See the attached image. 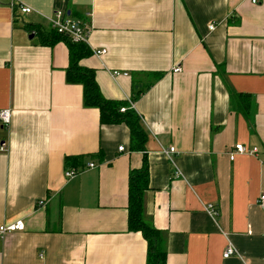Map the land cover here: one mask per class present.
Returning a JSON list of instances; mask_svg holds the SVG:
<instances>
[{
    "label": "crops",
    "instance_id": "0c3cea01",
    "mask_svg": "<svg viewBox=\"0 0 264 264\" xmlns=\"http://www.w3.org/2000/svg\"><path fill=\"white\" fill-rule=\"evenodd\" d=\"M18 1L34 12L0 1V110H11L0 124V224L24 229L0 238V264H147V242L127 224L128 176L144 155L143 215L165 264H264V0ZM55 10L90 27L79 64L139 115L143 151L66 82L67 44L34 29ZM237 143L256 154L231 160ZM66 167L85 169L67 179ZM227 244L236 253L223 257Z\"/></svg>",
    "mask_w": 264,
    "mask_h": 264
},
{
    "label": "trees",
    "instance_id": "16d2710c",
    "mask_svg": "<svg viewBox=\"0 0 264 264\" xmlns=\"http://www.w3.org/2000/svg\"><path fill=\"white\" fill-rule=\"evenodd\" d=\"M34 29L43 43L50 45L63 40L67 44L69 64L66 68V82L82 85L83 105L99 109L100 124L124 123L130 132L131 148L143 151L147 134L139 115L132 107L125 105L123 102L105 98L97 84L95 70L79 64L80 59L91 54L87 43L73 42L67 36L61 35L49 27L46 29L36 26ZM141 93L142 90H137L132 100L136 99ZM122 106H126L124 111H120ZM68 159L67 157L66 161ZM148 180V164L144 155L142 167L130 170L128 176V230L139 231L145 238L147 242V264H165L162 234L147 222L143 215V194L148 188Z\"/></svg>",
    "mask_w": 264,
    "mask_h": 264
},
{
    "label": "built area",
    "instance_id": "2783aa9c",
    "mask_svg": "<svg viewBox=\"0 0 264 264\" xmlns=\"http://www.w3.org/2000/svg\"><path fill=\"white\" fill-rule=\"evenodd\" d=\"M1 1V0H0ZM252 4H257L260 0H249ZM9 6L13 9H18L21 13H31L34 12L33 8L23 3H20L18 0H9ZM48 27L55 30L57 33L67 36L73 42H83L87 43L89 34H90V27L87 24H84L78 20H74L72 18L67 17L62 10H55L53 13L46 17ZM214 25L210 24L209 29H213ZM106 50L100 49L95 50L94 54L101 55L105 53ZM182 70L180 64H176L172 68V72L177 73ZM118 72L114 71L113 75H117ZM129 104L132 105V102L129 101ZM126 107H120V111H124ZM11 123V110L9 108L0 110V124L2 127H9ZM122 146L119 149L122 150ZM0 150H7L6 143L2 142L0 144ZM166 153H173L175 151L174 146H169L167 149H163ZM257 148L256 147H246L241 143H237L233 146L232 150L228 151V156L232 160L236 154H256ZM96 165L93 162H89L86 164L87 168H94ZM85 167H66L64 170V176L67 179H71L84 171ZM179 173V171H176ZM178 175V174H176ZM44 201L39 200L37 202L38 205H43ZM257 203L259 206L264 209V192L261 193L258 197ZM205 211L213 216L214 218L218 215V210L215 206L211 203H208L204 206ZM24 229V222L21 219H17L13 222L3 223L0 224V238H3L6 233L23 230ZM236 253L235 248L231 244H227L222 252L223 257H229Z\"/></svg>",
    "mask_w": 264,
    "mask_h": 264
},
{
    "label": "water",
    "instance_id": "95a60500",
    "mask_svg": "<svg viewBox=\"0 0 264 264\" xmlns=\"http://www.w3.org/2000/svg\"><path fill=\"white\" fill-rule=\"evenodd\" d=\"M29 37L32 38L33 37V33H31Z\"/></svg>",
    "mask_w": 264,
    "mask_h": 264
}]
</instances>
